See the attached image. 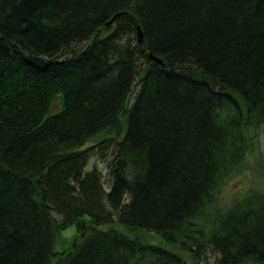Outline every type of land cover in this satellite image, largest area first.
Here are the masks:
<instances>
[{
  "label": "trees",
  "instance_id": "16d2710c",
  "mask_svg": "<svg viewBox=\"0 0 264 264\" xmlns=\"http://www.w3.org/2000/svg\"><path fill=\"white\" fill-rule=\"evenodd\" d=\"M261 135L264 0H0V264H264V193L199 224Z\"/></svg>",
  "mask_w": 264,
  "mask_h": 264
},
{
  "label": "rangeland",
  "instance_id": "374dc122",
  "mask_svg": "<svg viewBox=\"0 0 264 264\" xmlns=\"http://www.w3.org/2000/svg\"><path fill=\"white\" fill-rule=\"evenodd\" d=\"M81 44L76 47V50L83 47ZM84 48V47H83ZM105 136L100 135L94 137L85 145V147L91 148L90 157L87 163V170L96 169L102 178L103 183L107 184L108 176V163L112 158V150L107 153L98 152L96 144ZM264 193V136L261 135L250 152L247 153L244 162L239 169L233 170L229 175L219 184L213 195L211 204L207 207L204 212V217L199 219L200 225H207V222L215 219L224 214L234 204L235 207L240 205L248 196L253 194ZM112 229L118 230L121 233L126 234L127 231L122 226L115 223ZM74 226L65 230L60 237V245L55 248L56 254H60L65 248V245H70L72 241L79 240V234L76 233ZM146 242L150 245L164 246L179 253L176 249L169 248L157 235L153 233H145ZM185 259L189 260L187 253H180ZM217 256L210 252H207L205 256H202V263L213 264L214 259Z\"/></svg>",
  "mask_w": 264,
  "mask_h": 264
},
{
  "label": "water",
  "instance_id": "95a60500",
  "mask_svg": "<svg viewBox=\"0 0 264 264\" xmlns=\"http://www.w3.org/2000/svg\"><path fill=\"white\" fill-rule=\"evenodd\" d=\"M119 14L115 15L114 17H112L107 23H106V26L109 27L111 24H113V22L116 20L117 16ZM136 38H137V44L140 45L142 43V40H143V33H142V30H141V27L140 26H137L136 27ZM149 59L158 64V65H162V61L156 57H154L153 55H149Z\"/></svg>",
  "mask_w": 264,
  "mask_h": 264
},
{
  "label": "bare ground",
  "instance_id": "6f19581e",
  "mask_svg": "<svg viewBox=\"0 0 264 264\" xmlns=\"http://www.w3.org/2000/svg\"><path fill=\"white\" fill-rule=\"evenodd\" d=\"M101 135H107V134H105V133H103V134H101ZM98 136H100V135H98ZM90 141V140H89ZM89 141H87L84 145H83V147L80 149V150H86L88 147H85V145L87 144V143H89ZM111 141H115L116 143H117V141H118V139H116V138H114V139H112ZM111 150L113 151V150H115V146L113 145L112 147H111ZM88 163V162H87ZM86 168H87V166H86ZM87 170V169H86ZM92 170H94V169H91V170H87V171H92Z\"/></svg>",
  "mask_w": 264,
  "mask_h": 264
}]
</instances>
